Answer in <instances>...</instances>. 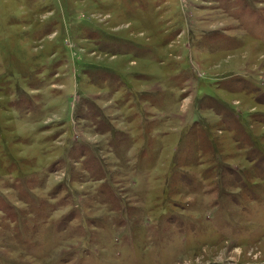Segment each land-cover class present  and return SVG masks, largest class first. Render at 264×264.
I'll return each instance as SVG.
<instances>
[{
	"label": "rangeland",
	"instance_id": "374dc122",
	"mask_svg": "<svg viewBox=\"0 0 264 264\" xmlns=\"http://www.w3.org/2000/svg\"><path fill=\"white\" fill-rule=\"evenodd\" d=\"M0 264H264V0H0Z\"/></svg>",
	"mask_w": 264,
	"mask_h": 264
}]
</instances>
